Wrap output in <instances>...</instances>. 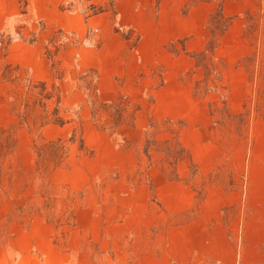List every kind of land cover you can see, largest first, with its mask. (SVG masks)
<instances>
[{"label": "rangeland", "instance_id": "1", "mask_svg": "<svg viewBox=\"0 0 264 264\" xmlns=\"http://www.w3.org/2000/svg\"><path fill=\"white\" fill-rule=\"evenodd\" d=\"M25 1L0 30V264L182 263L236 231L264 264V0H65L85 50Z\"/></svg>", "mask_w": 264, "mask_h": 264}, {"label": "crops", "instance_id": "2", "mask_svg": "<svg viewBox=\"0 0 264 264\" xmlns=\"http://www.w3.org/2000/svg\"><path fill=\"white\" fill-rule=\"evenodd\" d=\"M4 1V0H3ZM11 7L1 8L0 9V30L3 28V25L9 17H13L15 14L14 10L17 6H19V1L21 3L22 0H8ZM104 0H89V3L92 5H100ZM65 0H27L26 14L27 18L29 17V21L31 22H43L45 29L53 32V31H63L65 33L75 35V42L81 43L78 47H73L72 45L69 48H75L76 50H85L86 46L83 45V34L84 31L93 21L92 18L85 17L84 15L72 11L71 9L64 8L63 3ZM108 17V18H107ZM106 19L109 20L106 22V26L110 29L111 24L113 23V19L109 17L107 13ZM42 50L40 44H24L17 43L13 44L9 47L7 53V59L9 61H16L18 55L21 59L19 63L21 65L24 64V59H30L31 61L36 59V61L40 62L42 65H48L46 60L42 58ZM79 52V51H78ZM43 59V60H41ZM34 77V76H33ZM39 76H35L33 80L41 81ZM261 221L264 218H260ZM201 235V232H199ZM233 236V234H231ZM230 235V246L229 249H223L219 247L217 250H206L191 258V261H186L182 263H174L171 264H238V256L239 251L237 248V231L235 233V237L232 238ZM253 241L257 240L258 242L264 238V233L261 232L259 235L253 234ZM234 243V244H233ZM233 244V246H232ZM262 249L259 248L258 257H261ZM249 256V255H248Z\"/></svg>", "mask_w": 264, "mask_h": 264}, {"label": "trees", "instance_id": "3", "mask_svg": "<svg viewBox=\"0 0 264 264\" xmlns=\"http://www.w3.org/2000/svg\"><path fill=\"white\" fill-rule=\"evenodd\" d=\"M86 1H87V3H89V0H86ZM27 4H28L27 1H25V2H24V6H25V8L27 7ZM89 7H90L91 10L95 11L94 14H97V13H100V12L103 11L101 8H98L97 6L92 5V4H89ZM25 8H24V10H23V14L26 13V12H25ZM69 9H70V8H69Z\"/></svg>", "mask_w": 264, "mask_h": 264}]
</instances>
